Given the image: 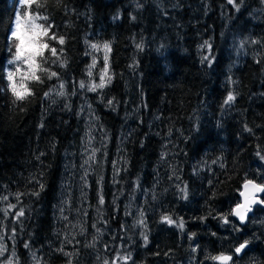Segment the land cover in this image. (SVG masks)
Returning <instances> with one entry per match:
<instances>
[{
	"label": "trees",
	"instance_id": "1",
	"mask_svg": "<svg viewBox=\"0 0 264 264\" xmlns=\"http://www.w3.org/2000/svg\"><path fill=\"white\" fill-rule=\"evenodd\" d=\"M236 4L238 10L226 0H36L28 10L46 17L37 23L51 24L49 36L65 43L44 38L57 55L45 50L37 58L40 79L16 83L30 93L16 100L6 73L10 30L23 8L0 0V197H8L0 199V234L15 264H70L77 252L65 240L92 246L103 221L119 232L113 223L122 206L112 201L124 197L113 192L121 180L124 204L144 203L155 226L167 215L181 231L135 239L131 259L145 249L159 261L151 264H219L211 257H236L246 239L235 264H264L263 227L227 230L237 228L232 213L243 184L264 185L256 173L264 174V17L256 15L264 0ZM104 43L111 82L106 77L104 88L91 91L106 53L90 45ZM51 72L57 75L48 78ZM229 93L235 100L226 104ZM78 139L100 151L83 166V187L69 162ZM263 216L261 209L253 217Z\"/></svg>",
	"mask_w": 264,
	"mask_h": 264
},
{
	"label": "rangeland",
	"instance_id": "2",
	"mask_svg": "<svg viewBox=\"0 0 264 264\" xmlns=\"http://www.w3.org/2000/svg\"><path fill=\"white\" fill-rule=\"evenodd\" d=\"M226 1L228 3V0H226ZM228 4L231 6L233 5L230 3H228ZM256 13H257L256 15H260V16L264 17V4H260V7ZM13 28H14V22L12 25V29ZM8 71H15V65H9V69L7 70V73H8ZM7 73H6V76H7ZM27 74H28V69L25 66L22 68L20 73H16V75L14 77L15 83H20L21 77L26 76ZM9 84H10V82H9ZM84 114H87V113L85 112ZM84 117H86V115H84ZM85 119H86V123H88L87 122L88 118L86 117ZM83 134H84V132H82V136H83ZM81 139H78V143L75 146H73L72 154L70 156L69 162L72 160L71 165H72V169L74 171V174L77 178L80 179L79 183H81V181H82L81 186L83 187V183H84L85 178H86L87 173H88V171L86 169H84L83 166L85 165V163L87 161H89L90 157L94 156V153L91 151H94L96 153H99L100 151H98L99 148L98 149H88L86 145L80 144ZM89 153H92V154L89 155ZM262 157H264V155ZM262 157H261V161L264 163V159H262ZM112 167H114V164H112ZM118 172H120V173L122 172L120 167L118 168ZM256 173L258 174L259 177H263V175H264L263 173H260L259 171H257ZM119 177H120V175L117 176L116 182L114 183L112 188H115L114 187L115 185L119 186L120 182L118 180H121V178L119 179ZM120 185H121V188L119 190L113 191V192L115 193V192L121 191V193L123 194L124 197H118L116 199V201H114V202L112 201L113 206L120 204V207L122 206V210L124 209L123 211L121 210V216L119 218H116L115 222L113 223V225L120 223L119 232L117 230H113L112 228H110V226L105 221H103V222H101L100 226H105V227L99 231L100 234H99L98 238L96 239V242L93 243L92 246L82 247L78 243L79 240L77 239V237H70V239L65 240V241L69 242V244H67V245H68V247L71 248V252L72 251L77 252V259L75 261L72 260L70 264H104L105 261H108V264H113V261L116 260V257H124V256L130 257V256H132V249H136L135 247H133V245H134L133 241L135 239H141L144 236H147V237L159 236V237H161L167 233H170L171 236L172 235L174 236V234H175V236L176 235L180 236L181 231L175 230L173 228L172 224L162 222L161 216L159 218L157 226H155L154 223H152L150 220L146 219L147 211L151 210L152 209L151 207H149V206L146 207L144 205V203H141L140 205L135 204L133 206L130 203L124 204V201L126 198V196H125L126 191L122 192L123 191V185H124L122 180H121ZM175 185H176V189L179 188V183H177V184L175 183ZM174 189H175V187H174ZM112 197L113 198L115 197L114 194H112ZM152 201L154 202L155 200L153 199ZM171 202L172 201H169V199H167L165 204L167 205L169 203L168 207H170L172 205ZM172 203L174 205V202H172ZM148 205H150V204L148 203ZM168 209H170V208H168ZM261 209L264 212V205H262L259 210H261ZM141 213H143V216H141ZM121 218H123L122 221H120ZM141 219L144 220V224L138 223V221H140ZM235 224L237 225V223H235ZM1 225H2V218L0 217V227H1ZM236 227L237 228H235V229L233 228V226L229 227V228L227 227V230H234V231L237 230L238 233H241V231H242L241 227H239L238 225ZM260 227L264 228V216L260 217V218L259 217H255V218L253 217L249 222V228L256 229V228H260ZM71 229H73V228H71ZM181 241H182V243L180 242L181 245H184L185 247L188 245V243H186V241H183V240H181ZM245 241H246V239H245ZM117 242H118V246H117L118 252L115 254H112V251L116 247ZM227 242L229 243L230 239H227ZM0 244L5 245V240L2 238L1 234H0ZM6 249H7V251H5L3 253V255H0V264H9V261H12V264H15V262H16L15 253L12 250H10L7 246H6ZM140 249H142V248H140ZM135 254L137 257L136 261L131 259V258H129L126 261L121 259V260L116 261V264H151V261H153L154 263L159 262L156 258H153L154 256H152V257L148 256L149 253L146 252L145 249L142 250L141 252H136ZM112 255H115V257L112 260H109L108 256H112ZM147 256H148V258H147ZM176 257L178 259V256L173 255L171 261H176ZM155 260H157V262H155ZM245 261L248 262V259ZM244 264H247V263H244Z\"/></svg>",
	"mask_w": 264,
	"mask_h": 264
},
{
	"label": "snow or ice",
	"instance_id": "3",
	"mask_svg": "<svg viewBox=\"0 0 264 264\" xmlns=\"http://www.w3.org/2000/svg\"><path fill=\"white\" fill-rule=\"evenodd\" d=\"M17 3L22 5L23 11L15 13V19H14V28L10 30V41H15L14 50L13 48H9V51L12 53V59L8 61V64L15 65V71H8L7 73V79L10 82L9 87L11 89V92L16 100H24L26 98V95L30 94L26 88H24V85L21 84V88H24L23 91L18 90L17 85L15 83L14 77L16 73H20L23 67H27L28 74L26 76H22V81L24 79H32V80H39L40 77L36 75L38 65H37V58L43 57L45 50L50 51L52 56L57 55V49L56 48H49V44L44 42V38H49L51 40H58V43L63 45L65 43V38L63 36L57 37L55 34H52L49 36V32L52 28V25L49 24L47 27H45L44 24L37 23L40 19H47L46 17H41L39 14H33L28 9L32 7L34 3H36V0H17ZM228 3L233 4L235 7H237V10L239 9V6L236 4V0H228ZM37 7H39V4L37 3ZM93 49H99L100 47H103L105 49V67L101 72L100 75V83L95 84L93 83L90 85L89 90L95 91L97 89H102L105 87L106 83V77L107 82H111V76L108 75V66H107V52L110 51V45L108 43H104L102 46L97 44H91L90 45ZM205 46L210 47V45H207V42H205ZM137 47H142L141 45H137ZM207 59V57H205ZM95 65V59L93 60V65ZM47 71V70H45ZM91 71H89V76H91ZM57 73L51 72L48 73V78L56 76ZM80 88H84L85 84L83 81L79 84ZM61 88H63V84H61ZM47 95V93H45ZM60 95H64L63 92L60 93ZM235 100V96L232 93H229L227 99L225 100V103L228 104ZM112 101H109V104H111ZM43 126V125H41ZM248 131H251V129H248ZM259 155V153H258ZM92 159V157H90ZM264 159V157H262ZM249 185H252V191L255 192H264V185H256L252 181H248L244 187L248 188ZM43 188V185L40 186ZM185 192L186 197V187L183 190ZM34 195H39V193H33ZM23 195L22 193L16 194V199L19 200L20 196ZM241 195H244V193H241ZM0 199L7 200L8 197H0ZM100 203L103 204L104 200L103 197L100 198ZM252 204H261L264 205V200L257 199L254 195L249 199L248 197L245 198V203L243 205H237L236 209L233 210V215L237 216L241 222H243L246 218V213L250 212L252 210L251 205ZM16 205L9 204L8 209H15ZM8 209H5V215L8 213ZM24 216V210L21 208L18 211L15 212V218L19 219L20 217ZM141 216H143V213H141ZM162 222H166L168 224H174L176 221H174L170 216H163ZM224 222L228 223L227 217L224 218ZM140 224H144V220L141 219L138 221ZM177 227L183 228V220L181 219L180 222L177 224ZM15 234V231L13 229V235ZM194 235V234H193ZM147 236H144L145 243H147ZM249 244V241H245L244 243L240 244L236 249L235 253L239 254L241 253ZM25 247H28L26 244ZM7 251L6 246L3 244H0V255H3V253ZM66 255H71L70 253H66ZM130 257L124 256V257H116V260L113 261V264H116V261L118 260H128ZM212 260L219 261L221 264H229L230 261H232L233 257L231 255H218L211 257ZM9 264H12V261H9ZM104 264H108V261H105Z\"/></svg>",
	"mask_w": 264,
	"mask_h": 264
},
{
	"label": "water",
	"instance_id": "4",
	"mask_svg": "<svg viewBox=\"0 0 264 264\" xmlns=\"http://www.w3.org/2000/svg\"><path fill=\"white\" fill-rule=\"evenodd\" d=\"M247 182H245L241 188V192L239 194V198H240V204L239 205H243L245 203V198L248 197L249 199L252 197V195H254L257 199L261 200V198L263 197L264 195V192H255L253 193L252 191V185H249L248 188H245L244 185L246 184ZM255 184V183H254ZM241 193H244V195H241ZM261 204H252L251 205V208L252 210L250 212H247L246 213V218L243 222L240 221V219L233 215L232 214V217L233 219L236 221L237 225L239 227H245L247 225V222L249 220V218L252 216L253 214V210H255L256 208H258ZM236 209V208H235ZM243 252V251H242ZM241 252V253H242ZM241 253L238 254V257L241 255ZM221 264V262H220Z\"/></svg>",
	"mask_w": 264,
	"mask_h": 264
},
{
	"label": "flooded vegetation",
	"instance_id": "5",
	"mask_svg": "<svg viewBox=\"0 0 264 264\" xmlns=\"http://www.w3.org/2000/svg\"><path fill=\"white\" fill-rule=\"evenodd\" d=\"M261 200H263V199H261ZM261 206H262V205H260L258 208H256L255 210H253V214H252V216L249 218V220H248L246 226H249V222H250V220L253 218V216H254L256 213L259 212V209H260ZM246 226H245V227H246ZM245 249H246V248H245ZM245 249L243 250V252L241 253V255H240L239 257H238V254H237V253H234L236 257H234V255H233V259H232V261L229 262V264H235V260H240L241 257H242V255H243V253L245 252ZM219 264H220V262H219Z\"/></svg>",
	"mask_w": 264,
	"mask_h": 264
},
{
	"label": "bare ground",
	"instance_id": "6",
	"mask_svg": "<svg viewBox=\"0 0 264 264\" xmlns=\"http://www.w3.org/2000/svg\"><path fill=\"white\" fill-rule=\"evenodd\" d=\"M56 98V97H55ZM100 121V120H99ZM3 210V209H2Z\"/></svg>",
	"mask_w": 264,
	"mask_h": 264
}]
</instances>
